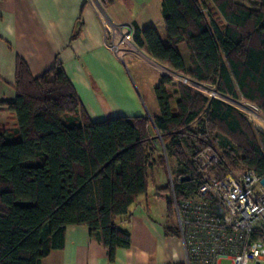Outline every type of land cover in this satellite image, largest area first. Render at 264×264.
<instances>
[{
  "label": "trees",
  "instance_id": "trees-1",
  "mask_svg": "<svg viewBox=\"0 0 264 264\" xmlns=\"http://www.w3.org/2000/svg\"><path fill=\"white\" fill-rule=\"evenodd\" d=\"M250 1L162 0L167 45L152 28L134 29L133 39L170 70L240 99L264 117V0ZM180 44L189 53V70ZM170 83L161 76L154 88L160 113L151 121L137 116L91 122L58 65L32 77L17 60L15 98L0 100V264H40L63 248L68 226L86 227L113 262L115 252L130 245L129 232L116 219L147 193L150 169L165 165L157 139L166 141L164 153L180 168L172 181L175 194L195 188L179 178L192 170L183 144L192 150L185 135L193 134V125L233 172L251 170L264 178V131L223 101L178 84L170 93ZM151 126L160 139L152 137ZM170 192L168 182L156 188L157 196L168 194L164 232L178 237Z\"/></svg>",
  "mask_w": 264,
  "mask_h": 264
},
{
  "label": "crops",
  "instance_id": "crops-1",
  "mask_svg": "<svg viewBox=\"0 0 264 264\" xmlns=\"http://www.w3.org/2000/svg\"><path fill=\"white\" fill-rule=\"evenodd\" d=\"M99 1L112 21L129 24L133 29L152 28L161 43L167 45L162 0ZM234 1L252 5L250 0ZM177 51L189 70L185 45H178ZM17 60L26 64L32 77H40L58 65L91 122L137 116L151 121L159 116L154 88L163 75L150 67L156 74L148 79L138 70V59L132 55L119 60L105 45L94 5L87 0H0V100L15 98ZM126 63L134 83L126 72ZM139 90L149 93L147 104ZM149 131L154 137L156 130L151 126ZM139 199L140 196L126 216L116 219V226L129 232L130 245L118 249L113 262H109L106 250L86 227L68 226L63 248L51 251L40 264H184L185 251L178 237L165 234L164 224L153 221L146 201Z\"/></svg>",
  "mask_w": 264,
  "mask_h": 264
},
{
  "label": "built area",
  "instance_id": "built-area-1",
  "mask_svg": "<svg viewBox=\"0 0 264 264\" xmlns=\"http://www.w3.org/2000/svg\"><path fill=\"white\" fill-rule=\"evenodd\" d=\"M87 1L94 5L105 45L119 60L132 55L192 92L220 101L224 97L232 104L237 103L219 94L211 85L156 63L135 43L131 25L109 19L99 0ZM157 137L160 139L158 133ZM189 162L192 170L179 178L192 180L195 188L183 190L177 196L170 181L174 227L185 251L184 264H222L223 261L264 264V188L260 184L263 177L251 170L233 172L211 145L197 148Z\"/></svg>",
  "mask_w": 264,
  "mask_h": 264
},
{
  "label": "rangeland",
  "instance_id": "rangeland-1",
  "mask_svg": "<svg viewBox=\"0 0 264 264\" xmlns=\"http://www.w3.org/2000/svg\"><path fill=\"white\" fill-rule=\"evenodd\" d=\"M135 65L138 68V70L141 73H143L144 76L147 77L148 79H151L152 76H154L156 74L151 69V68L154 69V67L151 65H147L146 62H144V61L136 60ZM125 67H126V72H127L128 76L130 77L131 81H133L132 83H134V80L132 78L133 75L131 73L130 66H127V63H126ZM174 84H176V83L171 81V83L168 85V91L170 93L173 92ZM138 93H139L141 99L147 104L149 101V93H147V92L145 93V92L140 91V90ZM175 100H176V96L173 95V97L171 98V106L172 107L175 106ZM221 100L224 102H227V104L230 103L228 101V99H226L224 97H221ZM234 101H236L237 103H233V104L230 103V104L235 106L237 108V110L242 112L247 117L248 121L251 122V124L253 125V127L256 130L262 132L261 129H259L258 126L256 125V121L254 120L253 115H257V114H254L255 111H253V108L240 99L234 100ZM247 106H249V107H247ZM249 111H251V112H249ZM248 113H250V114H248ZM260 115H261V117H263L261 113H260ZM199 129H201V128L198 127L197 125H193L192 126L193 134L189 133L188 135H185V138H187L188 143H191V147L193 150L192 151L190 149V146L185 147V145L183 144V150H184L187 158H190L191 155L194 153V151L197 150V148L203 147L200 144V141L201 142L206 141L207 142L206 145L212 144L211 146L216 147L215 144L211 143L212 140H210V137H204L203 134L199 131ZM262 133L264 134V132H262ZM154 137H156V139H157L156 134L154 135ZM164 142L166 144V141H164ZM165 144H162V141H161V143L158 142V139H157V143L155 145L157 147L158 153L161 156H163V158L165 160L166 167H165V165L163 166V168L159 167V166H157V167L155 166V168L150 169L147 193L145 195L140 196V199H139V202L141 201L142 203H144V201H146V205H147V208L149 211V216L151 217V219H153V221H155V222H160L163 224H165V216H166L165 198H168V194H164V196L159 197L155 194V188L157 185H162V186L166 185V182H168L170 184V181L172 182L180 171V168L177 166L175 160L169 154L164 153L163 149H164ZM204 145H205V143H204ZM154 157H155V155H153V159H154ZM116 224H118V221H116ZM171 225L174 227V215H173V218L171 219ZM118 228H119V226H118ZM119 229H121V228H119ZM174 229H175V227H174ZM222 264H229V263H228V261H223Z\"/></svg>",
  "mask_w": 264,
  "mask_h": 264
},
{
  "label": "bare ground",
  "instance_id": "bare-ground-1",
  "mask_svg": "<svg viewBox=\"0 0 264 264\" xmlns=\"http://www.w3.org/2000/svg\"><path fill=\"white\" fill-rule=\"evenodd\" d=\"M247 107H249V106H247ZM248 114H250V113H248ZM254 114H257V115H253L254 116V120L256 121V125L258 126L259 129L264 130V117H261L260 113L257 112V111H255Z\"/></svg>",
  "mask_w": 264,
  "mask_h": 264
},
{
  "label": "water",
  "instance_id": "water-1",
  "mask_svg": "<svg viewBox=\"0 0 264 264\" xmlns=\"http://www.w3.org/2000/svg\"><path fill=\"white\" fill-rule=\"evenodd\" d=\"M260 184L263 186L264 188V178L260 180Z\"/></svg>",
  "mask_w": 264,
  "mask_h": 264
}]
</instances>
